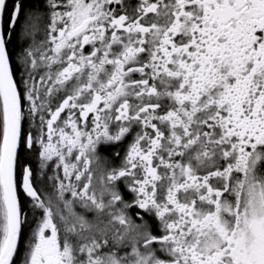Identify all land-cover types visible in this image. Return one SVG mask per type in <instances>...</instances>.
I'll return each mask as SVG.
<instances>
[{
	"label": "snow or ice",
	"instance_id": "obj_1",
	"mask_svg": "<svg viewBox=\"0 0 264 264\" xmlns=\"http://www.w3.org/2000/svg\"><path fill=\"white\" fill-rule=\"evenodd\" d=\"M0 264H264V0H0Z\"/></svg>",
	"mask_w": 264,
	"mask_h": 264
},
{
	"label": "flooded vegetation",
	"instance_id": "obj_2",
	"mask_svg": "<svg viewBox=\"0 0 264 264\" xmlns=\"http://www.w3.org/2000/svg\"><path fill=\"white\" fill-rule=\"evenodd\" d=\"M127 143H128L127 140H125L122 143L121 142L108 143V144L101 143L100 145H98L97 150L102 157L108 159L113 164H119V159L116 157V153H120L121 155H123ZM121 190L124 192L125 197L130 200L131 194L128 193L127 190L123 188V185H121ZM131 211L135 212L138 210L132 209Z\"/></svg>",
	"mask_w": 264,
	"mask_h": 264
}]
</instances>
